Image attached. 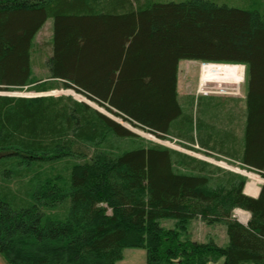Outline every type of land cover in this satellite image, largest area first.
<instances>
[{"label":"trees","instance_id":"16d2710c","mask_svg":"<svg viewBox=\"0 0 264 264\" xmlns=\"http://www.w3.org/2000/svg\"><path fill=\"white\" fill-rule=\"evenodd\" d=\"M49 19L48 77L39 79L34 43ZM181 61L246 66L244 142L225 157L264 178L258 2L242 9L210 0H0V92L71 89L106 110L67 95H0V168L5 179L29 177L25 197L0 184L7 264H116L126 249H144L146 264H264V184L253 198L243 175L161 144L116 146L143 139L115 117L158 138L185 117ZM67 158L63 172L54 167ZM48 164L51 172H33ZM236 209L251 214L247 225ZM198 218L225 226L228 243L193 240Z\"/></svg>","mask_w":264,"mask_h":264},{"label":"rangeland","instance_id":"374dc122","mask_svg":"<svg viewBox=\"0 0 264 264\" xmlns=\"http://www.w3.org/2000/svg\"><path fill=\"white\" fill-rule=\"evenodd\" d=\"M155 1L165 2V3L166 2L180 3L188 0H155ZM210 1L219 5H228L230 7H237L242 9L253 8L255 3L258 2V4L261 6V12L264 15V0H210ZM52 35H53V20L49 19L46 22V24L43 26L41 31L37 34L34 43L33 63H34V75L36 76V78L45 79L48 77V71L45 68V62L50 54L51 48L48 46V44L51 42ZM200 71H201V76L199 74ZM246 76H247V70L245 65L212 64V63L195 65V63H191L190 61L180 62L179 72H178V92L182 96L180 97L179 100L182 107L184 108L185 117L181 121H179V124L181 125L183 124V127L186 129L189 124L188 120L191 119L190 116H197L198 113L199 115H202L203 112H205L203 111L205 106L208 105H211L212 107L229 106L230 107L229 111H233V112H228V118L232 119L231 121L232 131L228 132L226 130L225 134H223V137L225 136L226 141L228 138H230L231 142L225 144L224 149L229 151L230 153L235 150H238L241 147L242 143L244 142V128H245V120H246L245 119L246 105L244 103L245 102L244 99L247 93ZM216 83L222 86L223 88L217 87ZM195 91H197V94H205V95L221 94L225 96H231L232 99L226 98L222 100H218V99L215 100V99L202 98L199 101L198 99H195V101H193V97L187 95L194 94ZM0 95L32 97V98L41 97V96H50V95L53 96L67 95V96H73L75 99L79 101L88 102L95 108L101 110L102 112H106V110L103 107L99 106L97 103L89 100L84 95L79 94L71 89H55L46 93H40V92H36L32 88H25L10 92H0ZM211 115L214 117L215 114L211 113ZM115 118L118 121H120L124 126H127L129 129H132L137 135H139L140 138L143 139V141L138 139L116 140V146L122 150L133 149L140 146L141 144L144 145H149L150 143L161 144L163 146H166L173 150H177L179 152L182 151L187 152L189 156L197 158L198 160L208 162L209 164L213 165L214 167L220 168L226 173L232 172L245 176L247 178L246 187H249L250 191L251 190L255 191V189L251 186V184H255V186L258 189L261 188V186L264 184V178L258 172L245 168L238 161H234L229 158L223 159L221 157L213 156L199 150L198 151L188 150L185 147H183L181 144H179L178 140L172 138L173 133H171V135L169 136L166 135L164 138H158L142 129L133 127L128 122H125L122 118H117V117ZM214 134L218 138H220L221 133L219 130H215ZM224 149L222 148L221 151H225ZM70 160L72 161V158H67L64 160V162L54 164V167L63 172L64 167L66 166L65 162L66 161L70 162ZM50 168H51L50 164H48V165H44L42 169L37 167L33 168V172H40L42 170L46 172H51L52 170ZM64 174L67 173L65 172ZM29 176H32V173H29ZM28 178L26 177L24 179H21L19 177H15L11 175L8 179H5L3 174V168H0V184H2L3 186L10 187L13 191L20 194L21 197H25L24 186L26 182L29 180ZM6 180H8V182ZM237 210H239V212L242 213L245 212L244 214L249 216L248 214L249 212L244 211L242 209H236L234 212V217L239 222H241V219L238 216ZM161 224L163 227L173 228L175 226V221L164 220L161 222ZM189 233L193 240L199 242H208L210 241V239H214L216 243L220 246H225L228 243V237L225 226L221 224H215L210 226L199 218L192 222V225L189 229ZM146 263H147V253L144 249H126L124 252V259L116 264H146ZM0 264H7L1 254H0ZM211 264H224V259L220 260L217 263H211Z\"/></svg>","mask_w":264,"mask_h":264},{"label":"crops","instance_id":"0c3cea01","mask_svg":"<svg viewBox=\"0 0 264 264\" xmlns=\"http://www.w3.org/2000/svg\"><path fill=\"white\" fill-rule=\"evenodd\" d=\"M190 62L195 63V65L205 64V63L200 62V61H190ZM199 74L201 76V71ZM179 79H180V76H179ZM220 88H223V87H220ZM178 94H179V92H178ZM216 95H218V96H216ZM187 96H192L193 101H195V99H198V101H199L202 98L215 99V100L216 99L222 100V99H226V98L232 99L231 96H225V95H221V94L220 95L219 94H214V95L197 94V91H195L194 94H190ZM180 97H182V96L179 94V99H180ZM234 101H237V100H234ZM229 109H230L229 106L228 107H226V106L212 107L211 105L205 106V108L203 110L205 112H203L202 115H199V113H198L197 116H190L193 119V123L191 124V126L188 129L187 128L185 129L183 127V124L182 125L179 124V121H181L184 117L179 118V120L175 123V126L172 128V131H171V133H173L172 138L178 140L179 144H181L183 147H185L188 150H194V151L199 150V151H203V152L210 154V155H213V156H218V157H221L223 159H227V157H225V156H227L225 154L226 150L218 142H220L221 139L225 138V136L223 137V134H225L226 130L228 132L232 131L231 130L232 119L228 118V112H233V111H229ZM211 113L215 114L214 117L211 115ZM183 115H185L184 114V108H183ZM233 122H234V119H233ZM215 130L220 131V133H221L220 138H218L214 134ZM171 133L169 135H171ZM188 133H189V135H188ZM189 136L191 138H189ZM211 146H215V147L213 148ZM222 148L225 151H221ZM181 153L188 155L187 152H184V151H182ZM249 189H250L249 187H246L244 189V192L246 195L253 197V198H257L259 196L261 188H259V190H257V191H254V190L250 191ZM248 214H249V216H247V215L246 216L248 217V220H250L251 214L250 213H248Z\"/></svg>","mask_w":264,"mask_h":264},{"label":"bare ground","instance_id":"6f19581e","mask_svg":"<svg viewBox=\"0 0 264 264\" xmlns=\"http://www.w3.org/2000/svg\"><path fill=\"white\" fill-rule=\"evenodd\" d=\"M208 83H211V82H208ZM206 84H207V83H206ZM206 84H205V86H206ZM216 85H217V87H219V88L222 87V86H220V85L217 84V83H216ZM223 85H224V84H223ZM201 86H202V85H201ZM205 86H204V87H205ZM230 86H231V85H230ZM235 86H236V85H235ZM204 87H203V88H204ZM236 87H237V86H236ZM203 88H202V89H203ZM238 88H239V87H238ZM238 88H237V89H238ZM238 213L242 216V217H241V220H242V221H245V220L247 219L246 214H244L245 212H244V213H242V212H238Z\"/></svg>","mask_w":264,"mask_h":264},{"label":"built area","instance_id":"2783aa9c","mask_svg":"<svg viewBox=\"0 0 264 264\" xmlns=\"http://www.w3.org/2000/svg\"><path fill=\"white\" fill-rule=\"evenodd\" d=\"M237 212H239V210H237ZM238 216L240 217V219H241V215L238 213ZM249 220H248V217H247V219L245 220V221H242L241 220V223H246V222H248Z\"/></svg>","mask_w":264,"mask_h":264},{"label":"water","instance_id":"95a60500","mask_svg":"<svg viewBox=\"0 0 264 264\" xmlns=\"http://www.w3.org/2000/svg\"><path fill=\"white\" fill-rule=\"evenodd\" d=\"M244 225H247L248 224V222H246V223H243Z\"/></svg>","mask_w":264,"mask_h":264}]
</instances>
